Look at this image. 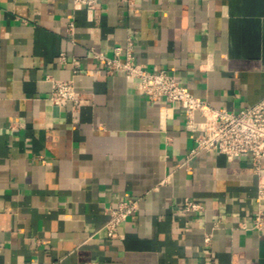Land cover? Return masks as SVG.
<instances>
[{
	"label": "crops",
	"instance_id": "1",
	"mask_svg": "<svg viewBox=\"0 0 264 264\" xmlns=\"http://www.w3.org/2000/svg\"><path fill=\"white\" fill-rule=\"evenodd\" d=\"M128 34L137 61L211 105L264 96V0H0V264H264V228L240 226L258 208L249 155L182 166L184 110L92 57ZM48 75L73 79L77 109L50 100ZM127 197L137 208L108 236L106 208Z\"/></svg>",
	"mask_w": 264,
	"mask_h": 264
},
{
	"label": "built area",
	"instance_id": "2",
	"mask_svg": "<svg viewBox=\"0 0 264 264\" xmlns=\"http://www.w3.org/2000/svg\"><path fill=\"white\" fill-rule=\"evenodd\" d=\"M75 4L93 7L97 0H72ZM74 23L69 22L67 31L73 34ZM112 55L91 48V55L104 65L105 72L112 74L121 72L132 81L136 90L145 94L150 100L164 97L179 105L185 113L184 126L196 132L195 144L186 154L182 166H188L189 160L200 152L223 153L229 159L247 153L254 172L257 175L258 208L249 224L242 222L241 227L262 230L264 228V96L257 102L240 108L229 110L211 105L205 98L195 95L184 88L174 74L173 68L154 70L136 60L135 45L128 34L122 45L112 49ZM64 59V55L61 54ZM73 72L79 71V60L72 61ZM51 82L50 100L57 105L69 104L77 109L80 105V94L75 88L72 78L64 79L48 75ZM200 118L197 119L195 114ZM138 198L127 197L109 204L106 208L108 217L102 228L108 236L118 232V228L137 208ZM184 210L200 212L203 203L199 200L186 199L182 205ZM94 236L90 234L86 239ZM211 232L204 234V243L211 241ZM96 264V262H90Z\"/></svg>",
	"mask_w": 264,
	"mask_h": 264
}]
</instances>
